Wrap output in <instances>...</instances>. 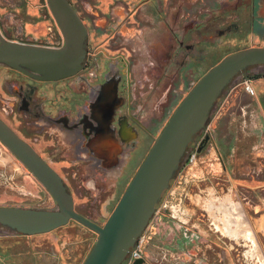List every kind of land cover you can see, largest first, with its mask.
Wrapping results in <instances>:
<instances>
[{
  "label": "flooded vegetation",
  "instance_id": "flooded-vegetation-1",
  "mask_svg": "<svg viewBox=\"0 0 264 264\" xmlns=\"http://www.w3.org/2000/svg\"><path fill=\"white\" fill-rule=\"evenodd\" d=\"M68 1L87 30L83 68L47 80L0 63V118L57 171L74 197L76 212L104 226L125 192L119 193L124 179L129 178L126 188L150 151L154 131L193 85L228 56L225 51L213 58L206 53L246 34L250 47L257 46L254 40L264 42V0ZM0 36L55 48L65 43L49 0H0ZM108 77L118 82L116 98L124 101L120 107L113 97L98 98ZM259 78L246 76L236 84L233 88L243 85L249 100L236 107L226 97L189 148L197 150V158L190 165L183 163L185 172L175 181L205 182L206 187L186 198L189 194L179 192V183L170 187L145 230L138 258L142 264H185L186 259L204 264L199 259L208 262L209 250L216 258L213 264H264V224L254 225L249 215L259 191L229 173L218 142L225 135L223 125L228 136L233 134L230 127L235 128L239 141L258 145L264 140V95L253 84ZM136 82L143 87L151 82L149 92L160 91L155 106L150 93L144 97L134 91ZM168 83L173 85L171 99ZM247 84L253 93L246 90ZM252 127L258 133L247 138ZM53 164H60L59 169ZM177 226L185 243L178 242L177 234L174 239L168 235ZM213 232L218 235L213 242L200 241ZM97 239V232L75 220L33 234L0 223V264H83Z\"/></svg>",
  "mask_w": 264,
  "mask_h": 264
},
{
  "label": "water",
  "instance_id": "water-1",
  "mask_svg": "<svg viewBox=\"0 0 264 264\" xmlns=\"http://www.w3.org/2000/svg\"><path fill=\"white\" fill-rule=\"evenodd\" d=\"M49 3L64 45L46 47L8 41L0 36V63L36 73L43 79L59 80L83 68L87 30L68 0H49ZM255 66H264V46L229 54L193 85L156 138L104 226L76 212L74 197L57 171L0 118V142L38 179L57 204L55 210L0 206V223L33 234L51 231L70 220L78 221L98 233L83 264H122L152 221L191 143L207 127L220 97L238 75ZM117 85V81L108 77L98 89L99 100L113 97L116 106H122L123 99L116 98ZM208 140L209 136L204 142ZM143 262L137 259L133 264Z\"/></svg>",
  "mask_w": 264,
  "mask_h": 264
},
{
  "label": "rangeland",
  "instance_id": "rangeland-1",
  "mask_svg": "<svg viewBox=\"0 0 264 264\" xmlns=\"http://www.w3.org/2000/svg\"><path fill=\"white\" fill-rule=\"evenodd\" d=\"M245 40H248V42H245ZM254 45L257 46H264V42L254 40L252 42ZM251 46V40L249 35H243L238 36L237 40L234 43L226 44L222 47L221 50L217 51H212V52H207L206 55L209 56L210 58H213L215 54L217 53L218 56L222 54L223 51L226 53L232 54L234 52H237L239 50L245 49L246 47ZM205 49V47H203ZM211 61H208L206 63V68L211 67ZM257 73H264V66H255L249 68L247 71L243 72L242 74L238 75L234 81L231 83V85L225 90L223 95L220 97L218 102L216 103L215 107L213 108V111L210 116V121L209 124L211 123L214 115L217 113L218 110V105L221 104L222 101L226 97L231 101L232 106H239L241 103L246 102L248 99V96L246 95L245 89L243 85H239L238 88L234 89L233 87L237 86L236 84H239L243 82V80L246 78V76H254ZM137 86L134 88V91L141 92V94H148L150 93L151 97V105L155 106L156 101H158L160 91L158 90L157 92H149V89L151 86H153V83L147 82L146 85L140 86L141 83L136 82L135 83ZM172 83H168V97L169 99L172 98ZM155 91V90H153ZM145 97V96H144ZM164 100H167L166 95L163 98ZM140 103H143L142 100H140ZM144 101V100H143ZM166 103V102H165ZM237 103V104H236ZM239 108V107H238ZM175 110V108H174ZM173 111H170L168 114V117L165 118L163 125L154 131V138H152V146L156 141V138L159 136L160 132L170 119ZM155 117H158V114H154ZM202 133L200 132L197 136H195L194 141L191 143V148L196 145V142L198 138L200 137ZM188 156V153L186 154L183 163L186 161ZM139 162H137L134 165V168L138 165ZM183 163L178 170L174 181L172 182V189L177 187L178 183L181 185L179 187V192H183L186 196H191L192 194L195 195L196 192H198L199 189H203L206 187L205 182L196 183L195 181H185L182 180V183L176 182L175 179L179 176H182L185 172V168L183 167ZM57 169H59L60 164H53ZM128 177L124 179L121 188L119 189V193L122 191H125V183L128 181ZM130 183V182H129ZM128 183V184H129ZM128 186V185H127ZM124 189V190H123ZM206 193V192H204ZM220 195L223 194L222 191H219ZM123 195V194H122ZM184 198V199H185ZM76 201H79L76 199ZM189 198L185 199V202H189ZM0 205L3 206H17V207H32V208H38V209H55L57 208V205L54 203L53 198L51 195L46 191L44 187L36 183V179L32 176L29 175L27 169L12 155L10 151H8L4 145L0 142ZM104 209V208H103ZM107 213V212H105ZM75 226V224H74ZM81 231L85 230L81 227H78ZM80 233V232H79ZM219 234V233H218ZM185 264H193V261L190 259L185 260ZM195 264V263H194Z\"/></svg>",
  "mask_w": 264,
  "mask_h": 264
},
{
  "label": "crops",
  "instance_id": "crops-1",
  "mask_svg": "<svg viewBox=\"0 0 264 264\" xmlns=\"http://www.w3.org/2000/svg\"><path fill=\"white\" fill-rule=\"evenodd\" d=\"M254 76H260V78L254 81L253 84L254 86H256V88L259 89L261 96H263L264 73H257ZM222 132L225 133V135L219 137L218 142L222 157L224 158V161L228 164L229 173H231L235 177V179L241 180L240 183L242 185L247 186L250 189H256L259 191V193H261L262 196H260L259 193L257 195L258 201H255L256 204L255 208L253 209L254 212L250 213L249 211V215L251 221L254 222V225L259 226L262 223L264 224V140L258 145L250 141H239L238 136L235 134V128L230 127V132H232L233 134H231L230 136L226 135L228 131L225 125L222 126ZM256 133H258V130L255 127H252L247 130L246 137L249 138L251 135H254ZM256 150L257 152L259 151V154L256 153ZM196 210V208L192 209V211ZM164 218L168 217L166 216ZM216 221L219 222V219H216ZM161 223L168 226V228H171L169 227L171 223L169 224V222L167 221H161L160 224ZM188 228L189 227H185V229L187 230ZM192 231L197 232L196 229H193ZM175 234L179 236L178 242L185 243L187 241L184 236V232L181 230L180 226H177V230L168 231V235L171 239H174ZM217 236L218 235L216 232H213L212 234H204L203 237L201 236L200 241L213 242V237L217 238ZM208 253L210 256L208 262L202 259H199V261L203 262L204 264H213L212 262L216 261V258L213 257L212 251L209 250ZM183 260H185L184 257Z\"/></svg>",
  "mask_w": 264,
  "mask_h": 264
},
{
  "label": "built area",
  "instance_id": "built-area-1",
  "mask_svg": "<svg viewBox=\"0 0 264 264\" xmlns=\"http://www.w3.org/2000/svg\"><path fill=\"white\" fill-rule=\"evenodd\" d=\"M246 90L250 93H253V89L249 84L246 85ZM196 158H197V150L193 149L189 151L186 160L187 165L192 164L196 160ZM145 238H146V231L140 236V238L136 243V247L129 252V254L127 255V257L125 258L122 264H133L138 258L141 257L145 245Z\"/></svg>",
  "mask_w": 264,
  "mask_h": 264
},
{
  "label": "trees",
  "instance_id": "trees-1",
  "mask_svg": "<svg viewBox=\"0 0 264 264\" xmlns=\"http://www.w3.org/2000/svg\"><path fill=\"white\" fill-rule=\"evenodd\" d=\"M186 164V162H184V165Z\"/></svg>",
  "mask_w": 264,
  "mask_h": 264
}]
</instances>
